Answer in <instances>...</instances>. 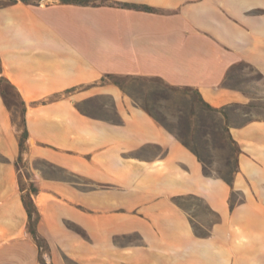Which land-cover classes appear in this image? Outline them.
I'll list each match as a JSON object with an SVG mask.
<instances>
[{
    "label": "crops",
    "instance_id": "obj_1",
    "mask_svg": "<svg viewBox=\"0 0 264 264\" xmlns=\"http://www.w3.org/2000/svg\"><path fill=\"white\" fill-rule=\"evenodd\" d=\"M6 2L0 154L21 159L33 140L36 157L83 183L52 180L51 191H37L46 199L39 212L53 221L42 259L22 196L7 194L0 264H264V110L251 107L264 101V89L226 84L245 64L264 87V0ZM128 77L190 88L217 111L228 108L221 129L234 154L228 178L207 171L123 90L117 81ZM104 98L112 114L83 108ZM13 104L22 109L20 132L8 116ZM241 105L250 110L239 112ZM10 200L24 209L16 207L19 218ZM35 230L39 237L40 224Z\"/></svg>",
    "mask_w": 264,
    "mask_h": 264
},
{
    "label": "rangeland",
    "instance_id": "obj_2",
    "mask_svg": "<svg viewBox=\"0 0 264 264\" xmlns=\"http://www.w3.org/2000/svg\"><path fill=\"white\" fill-rule=\"evenodd\" d=\"M259 79L257 72L245 64H237L229 71L226 84L241 88H244L247 83L252 84V86L256 84V88L253 89L263 90L264 87L259 86ZM117 82L138 105L141 107L146 106L164 126L173 131L192 150L197 151L207 171L228 178L234 165V154L231 144L223 137V130H221L224 124L223 115L228 112V108L213 111L200 101L194 91L172 89L157 78L128 77ZM251 107H253L252 110L262 112L264 110V101H254ZM83 108L92 115L112 114L111 104L106 99L103 102H87ZM105 109L108 111L105 112ZM237 109L239 112L250 110L249 106L243 105L238 106ZM21 111L19 104H13L12 109L7 111L13 130L17 132L23 129ZM248 117L242 119L244 120ZM30 144H33V140L25 142V150L21 159L9 160L0 154V207L6 201L5 197L8 198L7 194H11L10 196L12 197L17 195H26L27 197L30 184L33 183L36 191H31L30 198L37 212H39L42 209L41 204L46 199L44 192H38L37 194V191H51L52 180L83 183L82 178L73 176V174L52 164L45 158L36 157L30 150ZM41 196H43L42 199L40 198ZM75 199L79 203L84 202V199L79 194H75ZM40 202L42 203L40 204ZM11 204L13 218H19V212L16 207L22 212L24 209L14 200L11 201ZM90 205H92L91 207L94 206L93 204ZM96 206L99 207V205ZM43 216L40 213L37 222L42 228V232H38V239L36 240L33 234H28L29 238L36 240L35 242L39 248L38 255L41 259L42 255L47 254L49 251L52 241L51 234H53V221L51 218L46 219ZM35 219L36 214H33L32 219H28V226ZM2 223L3 218L0 216V224ZM68 223L71 226L70 222ZM2 234L0 232V239L3 238ZM18 237L20 236H15V238Z\"/></svg>",
    "mask_w": 264,
    "mask_h": 264
},
{
    "label": "trees",
    "instance_id": "obj_3",
    "mask_svg": "<svg viewBox=\"0 0 264 264\" xmlns=\"http://www.w3.org/2000/svg\"><path fill=\"white\" fill-rule=\"evenodd\" d=\"M17 1H21V2H24V3H28V2H34L35 0H7L6 3H15ZM61 2H64V3H77V4H81V3H85L87 0H60ZM114 3V2H112ZM118 4L122 5V6H126V7H133V8H137V9H141V10H145V11H152L153 9L149 6H146V5H133V4H128V3H119ZM167 87H170L172 89H184L185 91H188V90H192L190 88H180V87H177V86H171V85H168L166 84ZM204 104L211 110L213 111H217L216 108H212L211 106H209L208 104H206L204 102ZM143 108L145 110H147L160 124H162V122L156 117L154 116V114L146 107V106H143ZM163 125V124H162ZM164 126V125H163ZM166 127V126H165ZM23 137H26V132L23 133ZM184 143V142H183ZM195 154H197V156L200 158V155L198 154L197 151H194ZM201 159V158H200ZM22 189H24V187L21 186ZM31 191H36V187L34 186L33 183L30 184V188L28 189V194H27V197L26 195H22V202H23V205L27 211V214L29 216V220L32 219V216L33 214H36V219L32 222V224L29 226V232H31L34 236H35V239L37 240L38 237L36 235V230H35V227H36V224L38 222V218H39V215H38V212H37V209L36 207L34 206L31 198H30V193ZM43 263V262H42Z\"/></svg>",
    "mask_w": 264,
    "mask_h": 264
}]
</instances>
